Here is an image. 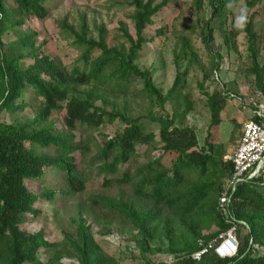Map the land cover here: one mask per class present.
Returning a JSON list of instances; mask_svg holds the SVG:
<instances>
[{
	"label": "trees",
	"instance_id": "obj_1",
	"mask_svg": "<svg viewBox=\"0 0 264 264\" xmlns=\"http://www.w3.org/2000/svg\"><path fill=\"white\" fill-rule=\"evenodd\" d=\"M134 8L132 23L134 36L125 24L121 32L128 47L115 48L106 39L87 37L83 24L78 32L66 23L63 33L73 38L81 49L78 63L70 73L64 72L33 43L35 35H21L17 41L9 37L28 22H42L49 17L43 0H0V112L22 114L37 106L36 117L24 123L0 121V264H40L39 250L46 246L43 237L21 229L27 216L39 220V205L47 204L63 195L62 191L49 189L45 178L47 171L55 176L54 186L60 182L72 192L84 190L80 178L76 153L84 150L75 146L72 136L57 132V126L47 122L61 115L67 128L99 129L105 124L120 120L124 128L111 137L98 155L99 174L104 177V187L130 186L131 203L100 198L105 208L124 222L133 225L141 236L139 248L150 250L149 242L165 237L167 251L184 253L174 264H264V196L257 191L264 186L262 177L242 182L231 195L227 212L237 225V251L231 257L221 258L215 248L218 235L228 228L218 210V198L232 174L230 161L222 159V148L212 140V130L221 123L225 109V94L204 93L210 110V124L204 146L198 142L190 127H178L191 111L187 99L179 90L186 84L185 73L178 74L165 96L155 87L149 70H141L136 62L148 47L156 48L155 38L167 41L174 34L171 18L176 13L175 0H129ZM231 0H211L212 15L216 16ZM254 2L247 5L243 15V32L251 61L255 85L264 96V37L257 32V21L264 18V8L254 9ZM156 28L147 36L148 29ZM158 28V29H157ZM151 33V32H150ZM178 38L182 48L177 59L197 63V55L186 33ZM201 39L210 50L213 29L203 22ZM218 65L215 64V69ZM96 83L114 94H124L132 85L140 84L148 100L149 112L177 101L184 106L183 113L173 110L172 115L153 118L158 131H146L140 120L95 108L90 102H80L69 97L71 86L80 87ZM199 88H203L200 84ZM152 116V115H151ZM35 144L53 146L58 156L41 158L30 153ZM150 147L158 155L145 165H138V147ZM134 169V172H132ZM179 222L184 230L179 239L176 227ZM218 231L204 238L202 232L211 225ZM82 237L80 262L82 264H107L99 250L87 244ZM213 240V246L209 245ZM207 249L200 258L195 253Z\"/></svg>",
	"mask_w": 264,
	"mask_h": 264
},
{
	"label": "rangeland",
	"instance_id": "obj_2",
	"mask_svg": "<svg viewBox=\"0 0 264 264\" xmlns=\"http://www.w3.org/2000/svg\"><path fill=\"white\" fill-rule=\"evenodd\" d=\"M49 11V17L42 21L28 22L23 28L15 30L9 41H17L21 35H35L32 39L36 47H41L64 72L70 73L78 63L81 49H77L63 32L66 23L79 31L84 24L87 37L98 39L102 35L109 46L128 47L121 32L125 24L128 33L134 36L132 15L134 8L129 0H43ZM162 0H157L160 3ZM176 13L171 18L174 34L167 41L155 38L156 48L145 49L136 62L141 70H149L155 87L163 96L171 89L178 74L186 79L185 86L179 90L180 96L187 99L191 111L184 119H178V127L192 128L199 145L204 146L210 124V110L204 93H218L225 96V109L221 123L212 130V140L217 148H222V159L226 161L236 149L242 136L244 125L255 116V111L264 114V96L255 85L251 73L252 64L247 54V45L243 32L242 18L249 3H255L254 9H263L264 0H231L220 12L212 15L211 0H175ZM203 22L213 29V41L210 50L204 47L201 39ZM257 32L264 37V18L257 21ZM158 29V28H157ZM147 36L153 37L156 28L148 29ZM186 33L197 55V63L188 59H177L182 48L178 38ZM264 56V51L261 54ZM215 64L218 69H215ZM203 88H199V85ZM69 97L80 102H90L95 108L107 112H116L129 118L140 120L146 131H158L159 125L153 118L172 115L173 110L183 113L185 107L177 101L167 104L163 109L156 107L149 112L148 100L142 94V86L132 85L124 94H114L109 89L93 83L88 86L69 89ZM37 106H31L22 114L9 111L0 112V121L24 123L36 117ZM152 115V116H151ZM57 126V132L73 137L75 146L84 150L83 156L77 152L79 176L85 187L81 192H72L60 182L54 186L53 172L47 171L45 178L51 185L49 189L62 191L63 195L47 204L39 205V220L29 216L21 225L27 233L40 234L47 243L37 255L40 264H82L80 250L82 237L87 244L97 249L101 258L109 259L107 264H174L177 256L184 253L167 251L165 237L149 242L150 250L141 252V236L131 224L114 216L99 201L100 198L122 201L130 204L133 197L130 186L104 187V177L99 174L97 161L104 144L124 128L120 120L105 124L99 129L77 126L67 128L61 115L53 116L47 123ZM238 140V142H237ZM138 165H145L158 155L150 147H138ZM30 153L36 157L58 156L53 146L35 144ZM134 172V169H132ZM264 196V186L257 189ZM176 239L181 236L184 227L177 222ZM218 231L217 225H211L202 232L204 238L212 237Z\"/></svg>",
	"mask_w": 264,
	"mask_h": 264
},
{
	"label": "built area",
	"instance_id": "obj_3",
	"mask_svg": "<svg viewBox=\"0 0 264 264\" xmlns=\"http://www.w3.org/2000/svg\"><path fill=\"white\" fill-rule=\"evenodd\" d=\"M232 164V174L227 180L218 198V210L228 224V228L218 235L219 244L215 248L216 254L221 257H231L237 251L238 242L236 239L237 225L229 219L227 212L228 204L231 202V195L238 184L262 177L264 179V114L255 111V116L249 120L242 130V136L233 154L226 159ZM213 240L209 248L213 246ZM233 251L229 255L227 252ZM207 249L195 253L192 257L199 259Z\"/></svg>",
	"mask_w": 264,
	"mask_h": 264
},
{
	"label": "bare ground",
	"instance_id": "obj_4",
	"mask_svg": "<svg viewBox=\"0 0 264 264\" xmlns=\"http://www.w3.org/2000/svg\"><path fill=\"white\" fill-rule=\"evenodd\" d=\"M227 254L231 255V254H233V251L229 250V252H227Z\"/></svg>",
	"mask_w": 264,
	"mask_h": 264
},
{
	"label": "crops",
	"instance_id": "obj_5",
	"mask_svg": "<svg viewBox=\"0 0 264 264\" xmlns=\"http://www.w3.org/2000/svg\"><path fill=\"white\" fill-rule=\"evenodd\" d=\"M237 142H238V140H237Z\"/></svg>",
	"mask_w": 264,
	"mask_h": 264
}]
</instances>
